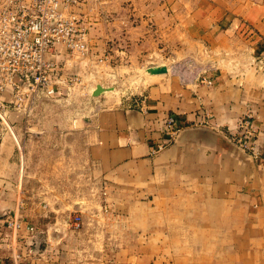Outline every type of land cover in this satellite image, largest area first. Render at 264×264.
Listing matches in <instances>:
<instances>
[{"label":"crops","instance_id":"crops-1","mask_svg":"<svg viewBox=\"0 0 264 264\" xmlns=\"http://www.w3.org/2000/svg\"><path fill=\"white\" fill-rule=\"evenodd\" d=\"M76 11L88 56L103 44L104 62L121 46L150 54L164 40L177 61L202 62V79L167 65L137 96L97 100L73 135L86 178L72 191L30 175L0 121V264H11L13 251L26 264H264V0H82ZM65 52L54 55L58 75ZM19 113L9 111L15 128ZM169 115L182 128L157 151ZM245 116L258 126V159L231 139ZM104 184L118 203H187L188 213L170 217L191 229L162 234L151 227L155 214L131 213L126 224L104 213ZM15 216L18 230L9 225Z\"/></svg>","mask_w":264,"mask_h":264},{"label":"rangeland","instance_id":"rangeland-1","mask_svg":"<svg viewBox=\"0 0 264 264\" xmlns=\"http://www.w3.org/2000/svg\"><path fill=\"white\" fill-rule=\"evenodd\" d=\"M97 48L98 56H88L91 51L88 40V50L85 54L72 56L65 52L67 60L66 65H60L64 69L58 76L57 93L54 96H41L25 111H21L17 116L22 117V120L16 128L10 123L12 126L10 133L16 139L18 156L22 159L23 165H28L30 175H37L47 182L63 185L66 191L68 189L72 191L75 183L80 186L79 184L85 182L86 174L79 171L83 160L74 153L73 135L81 128L79 122L88 116L97 100L101 102L119 100L144 92L149 76L145 68L147 64H164L169 65L168 67L172 65L173 71L182 73L181 77L187 74L194 75L195 80L202 78L200 74L205 67L195 57L185 60L186 62L177 61V50L174 46L165 44L164 40H161L156 50L150 54L131 50L129 46H121L107 62H104V44ZM189 54L192 56L195 52ZM145 57L148 59H143ZM224 59L225 57H222V60ZM97 84L114 89L93 96L92 91ZM9 115L8 113L7 120L10 118ZM31 170L42 172L39 171L37 174ZM111 192L108 184H104V213L125 216L123 218L126 224L131 223L127 219L131 213H152L155 216H152L150 221L151 227L162 231V234L167 229L175 227V230H180L183 228L181 225H188V229H191L192 221H173L170 217L172 214L180 216L182 212L188 213L187 203L137 206L127 202L132 200L130 197H125L126 203H118L120 199L112 198ZM160 255L162 257L164 254Z\"/></svg>","mask_w":264,"mask_h":264},{"label":"built area","instance_id":"built-area-1","mask_svg":"<svg viewBox=\"0 0 264 264\" xmlns=\"http://www.w3.org/2000/svg\"><path fill=\"white\" fill-rule=\"evenodd\" d=\"M82 0H0V121L11 131L7 115L11 108L25 111L41 96H54L58 91V64L54 55L60 46L74 55L88 50V26L76 11ZM202 79V78H200ZM13 99L4 97L6 92ZM166 136L157 145L161 150L174 142L182 125L178 117L165 119ZM258 126L251 116L240 121L231 139L254 159L262 155L257 142ZM80 225V217L74 219ZM9 225L18 230L21 220L15 216ZM35 236L34 226H28ZM30 254H36L31 244ZM21 254L13 251L11 264H26Z\"/></svg>","mask_w":264,"mask_h":264},{"label":"water","instance_id":"water-1","mask_svg":"<svg viewBox=\"0 0 264 264\" xmlns=\"http://www.w3.org/2000/svg\"><path fill=\"white\" fill-rule=\"evenodd\" d=\"M146 71L148 72L149 75L166 74L168 72V67L166 65L162 64V65L149 67L146 69ZM113 89H114L113 87H105L101 84H97L96 87L93 89L92 94H93V96H99V95H101L107 91H111ZM239 148L242 149L241 147H239ZM246 154L249 157H251L250 154H248L247 152H246Z\"/></svg>","mask_w":264,"mask_h":264}]
</instances>
